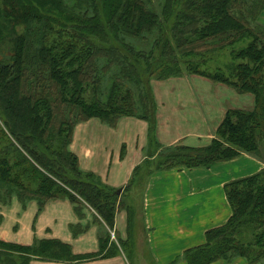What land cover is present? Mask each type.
Here are the masks:
<instances>
[{"label":"trees","instance_id":"1","mask_svg":"<svg viewBox=\"0 0 264 264\" xmlns=\"http://www.w3.org/2000/svg\"><path fill=\"white\" fill-rule=\"evenodd\" d=\"M77 1L72 8L64 0L0 2V201L35 199L42 209L50 199L68 198L80 217L90 206L106 226L100 251L74 255L70 245L58 240L31 246L0 240V264L116 254L110 229L117 209L129 206L120 189L80 168L69 148L74 128L90 118L116 126L124 116L149 119L153 127L152 80L182 75L179 65L188 56L199 57L187 63L189 74L253 93L255 108L227 110L216 137L204 147L169 146L163 152L151 132L156 158L161 154L157 166L147 164L146 173L208 168L243 152L264 154V24L258 21L264 0H163L160 10L151 0H107L104 6L85 0L86 7ZM8 40L13 54L1 58ZM242 41L249 43L243 46ZM212 63L215 70L202 68ZM134 184L125 187V196ZM225 191L231 216L207 231L204 244L186 250L184 259L211 264L242 256L248 264H264V167L229 181ZM120 244L130 245L128 240ZM4 247L13 255L2 252Z\"/></svg>","mask_w":264,"mask_h":264},{"label":"crops","instance_id":"2","mask_svg":"<svg viewBox=\"0 0 264 264\" xmlns=\"http://www.w3.org/2000/svg\"><path fill=\"white\" fill-rule=\"evenodd\" d=\"M191 77L152 80L158 112L154 137L162 148L206 146L228 109L255 106L251 93H239L225 84L214 87L205 77ZM159 81L166 84L157 85ZM156 147L150 143L148 122L136 116L121 117L116 126L99 118L79 122L69 148L78 156L80 168L120 189L129 206V211L117 209L114 229H110V245L118 246L116 254L69 262L35 258L29 264H141L144 259L149 264H188L184 252L204 244L207 231L224 224L232 214L226 183L264 167L262 161L243 152L208 168L173 167L148 175L143 170L158 155ZM134 181L125 196V187ZM75 206L68 198L50 199L42 209L35 199L25 204L17 197L9 204L0 202V240L17 246L58 240L70 245L74 255L98 253L106 226L96 220L92 207H85L80 217ZM123 240L130 245L122 246ZM211 264L248 261L234 257Z\"/></svg>","mask_w":264,"mask_h":264},{"label":"rangeland","instance_id":"3","mask_svg":"<svg viewBox=\"0 0 264 264\" xmlns=\"http://www.w3.org/2000/svg\"><path fill=\"white\" fill-rule=\"evenodd\" d=\"M3 0H0V2H2ZM152 1V3H153V6H155L158 10H160V5H161V1L163 2V0H160V1H158V0H151ZM64 2H69V7H73V6H75L76 7V5L78 4V1L77 0H64ZM81 3H83L84 5L83 6H87V3H86V1L85 0H82L81 1ZM106 4H108V1L107 0H96L95 2H94V6L96 5V6H104V5H106ZM71 5H73V6H71ZM53 13L54 14H56V15H58V11L56 10V9H54L53 10ZM103 15V14H102ZM104 16V15H103ZM110 16V14H108V16H105L104 18H103V20H106V18L107 17H109ZM0 19H1V21L2 22H4L3 21V17H2V15H0ZM261 20V21H260ZM258 21H260L261 23H263L264 24V11L260 14V16H259V19H258ZM155 35L158 37L159 35H160V33L159 32H155ZM167 35H170L169 33H165L164 34V36H167ZM250 39H251V37H249ZM250 39H248V40H250ZM153 40H151V42H152ZM241 43V42H240ZM240 43H238V44H240ZM242 45L243 46H245L247 43H249V42H243L242 41ZM143 45H145V44H143ZM13 49H12V42L10 41V40H8V41H6L5 42V44H4V46H3V49H2V51H1V58H10L11 57V55L13 54ZM228 52H230V50H228ZM193 56H195V55H192V56H188V57H186V58H184V59H182V61L180 62V65H179V67H180V70H182V75H179V76H177V75H173V76H170V77H168V78H172V77H180V76H188V78L190 79V80H192L193 79V77H191V76H201V77H204V76H202V75H199V74H189L188 72V70H187V63H189V62H191V61H196V60H198L199 59V57H193ZM210 57V56H209ZM212 58V57H211ZM221 62H225L226 63V60L225 59H222L221 61H220V63ZM202 68L203 69H209V70H215V68H216V63H212L209 67H206V66H202ZM168 78H166V79H168ZM205 78H207L211 83L210 84H212L214 87H219L220 85H224V83H220V82H214L213 80H211L210 78H208V77H205ZM160 80H163V79H160ZM153 81H158V80H153ZM164 84H166V83H164V82H160L159 81V83L157 84V85H160V86H163ZM225 86H226V84H225ZM228 86V85H227ZM230 87V86H229ZM157 88H159V87H156V89ZM232 88V87H231ZM233 90H235L234 88H232ZM231 89V90H232ZM152 90H153V93H154V87H153V84H152ZM236 92V91H235ZM155 95V94H154ZM250 98H251V100H253L254 101V97H255V95L253 94V93H251L250 94ZM154 102H155V114H152V116H153V119H154V126L153 127H151V123H150V120L148 119V120H146V119H144V120H146L147 122H148V124H149V135H151L152 133L153 134H155V131H156V127H157V110H156V107H157V102H156V98L154 99ZM166 103H167V101H166ZM255 105H256V102H255ZM206 108L208 109L209 108V106H206ZM237 108H240V107H237ZM253 108H255V106L253 107ZM230 109H235V108H230ZM240 109H245V108H240ZM229 110V109H228ZM226 115V114H225ZM224 118H225V116H224ZM224 118H223V120H224ZM222 123V122H221ZM220 126V125H219ZM152 132V133H151ZM219 136V135H218ZM217 136V137H218ZM215 137H216V134H215ZM218 138H220V137H218ZM262 147H260V149L262 150V151H264V143L261 145ZM190 147H192V146H190ZM194 147H198V146H194ZM202 147H204V146H202ZM163 149V148H162ZM163 152H164V149L162 150ZM245 153V152H244ZM161 154V153H160ZM160 154H159V156L154 160V163H155V166H157V162H158V160H160ZM248 154V153H247ZM251 155V154H250ZM252 156H254V155H252ZM255 158H257L260 162L263 160V158H264V154L261 156V157H257V156H254ZM263 162V161H262ZM154 163H153V161L151 162V163H149V167H154ZM264 163V162H263ZM149 167L148 166H146L145 168H144V173L147 171V170H149ZM16 197V196H15ZM14 198V197H13ZM1 202V201H0ZM247 237H249V238H251L250 236H247ZM2 250V252H4V253H10V254H12L13 255V253L12 252H14L13 251V249H9L8 250V252H6L5 251V247L4 248H2L1 249ZM17 255H19V253H16ZM17 255H14V256H17ZM21 256H23V253L20 255V257ZM237 257H242V256H237ZM149 262V261H148ZM145 259L143 260V262L141 263V264H149ZM260 264H262V263H260Z\"/></svg>","mask_w":264,"mask_h":264}]
</instances>
